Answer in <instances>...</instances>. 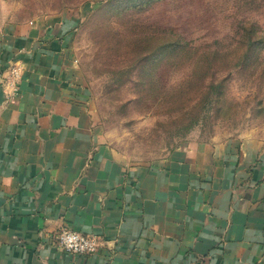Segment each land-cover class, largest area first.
Instances as JSON below:
<instances>
[{
	"label": "crops",
	"instance_id": "1",
	"mask_svg": "<svg viewBox=\"0 0 264 264\" xmlns=\"http://www.w3.org/2000/svg\"><path fill=\"white\" fill-rule=\"evenodd\" d=\"M60 34L0 22V264H264V147L125 161L93 126ZM11 62L23 75L7 99ZM65 228L99 238V252L58 248Z\"/></svg>",
	"mask_w": 264,
	"mask_h": 264
},
{
	"label": "rangeland",
	"instance_id": "2",
	"mask_svg": "<svg viewBox=\"0 0 264 264\" xmlns=\"http://www.w3.org/2000/svg\"><path fill=\"white\" fill-rule=\"evenodd\" d=\"M41 20L65 33L93 126L125 161L264 147V44L241 31L264 37V0H0V22Z\"/></svg>",
	"mask_w": 264,
	"mask_h": 264
},
{
	"label": "built area",
	"instance_id": "3",
	"mask_svg": "<svg viewBox=\"0 0 264 264\" xmlns=\"http://www.w3.org/2000/svg\"><path fill=\"white\" fill-rule=\"evenodd\" d=\"M22 75V65L19 62H11L1 80L7 99L18 95ZM55 242L58 248L74 256H92L97 254L101 247V242L96 236L84 235L68 228L55 236Z\"/></svg>",
	"mask_w": 264,
	"mask_h": 264
},
{
	"label": "trees",
	"instance_id": "4",
	"mask_svg": "<svg viewBox=\"0 0 264 264\" xmlns=\"http://www.w3.org/2000/svg\"><path fill=\"white\" fill-rule=\"evenodd\" d=\"M241 31L243 32L242 44L249 50L252 51L258 47H261L264 44V37H260L257 35L259 30L256 24H249L248 26H243L241 28ZM166 45H164L162 48H168V46Z\"/></svg>",
	"mask_w": 264,
	"mask_h": 264
}]
</instances>
